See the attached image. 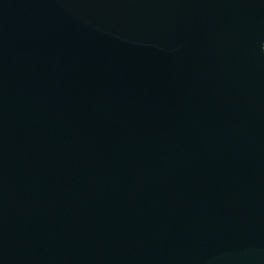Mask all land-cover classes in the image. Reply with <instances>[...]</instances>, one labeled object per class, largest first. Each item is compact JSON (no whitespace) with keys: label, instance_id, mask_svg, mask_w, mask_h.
<instances>
[{"label":"water","instance_id":"95a60500","mask_svg":"<svg viewBox=\"0 0 264 264\" xmlns=\"http://www.w3.org/2000/svg\"><path fill=\"white\" fill-rule=\"evenodd\" d=\"M0 264H264V0H0Z\"/></svg>","mask_w":264,"mask_h":264}]
</instances>
